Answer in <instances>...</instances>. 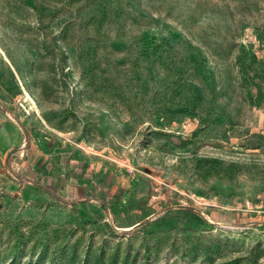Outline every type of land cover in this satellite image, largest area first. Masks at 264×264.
Segmentation results:
<instances>
[{"label":"rangeland","instance_id":"374dc122","mask_svg":"<svg viewBox=\"0 0 264 264\" xmlns=\"http://www.w3.org/2000/svg\"><path fill=\"white\" fill-rule=\"evenodd\" d=\"M93 1L0 0V264H264V0Z\"/></svg>","mask_w":264,"mask_h":264},{"label":"trees","instance_id":"16d2710c","mask_svg":"<svg viewBox=\"0 0 264 264\" xmlns=\"http://www.w3.org/2000/svg\"><path fill=\"white\" fill-rule=\"evenodd\" d=\"M75 2H76L75 9L77 13L84 9L90 8V6L93 5L94 3L93 0H75ZM102 5L105 7V14L102 19L106 20L108 17H111L113 15L114 4L111 0H104ZM128 15H129V20L132 21L133 18L131 17V13L129 12ZM138 23H142V22L139 21ZM111 24L114 25L115 23L113 22ZM239 71L245 73V76L243 78L247 80L249 79L248 67H246L245 62H243V65L240 66Z\"/></svg>","mask_w":264,"mask_h":264},{"label":"crops","instance_id":"0c3cea01","mask_svg":"<svg viewBox=\"0 0 264 264\" xmlns=\"http://www.w3.org/2000/svg\"><path fill=\"white\" fill-rule=\"evenodd\" d=\"M37 145H38V144H37ZM38 146H39L38 150L40 151V148H41V144H39ZM44 147H45V146H44Z\"/></svg>","mask_w":264,"mask_h":264}]
</instances>
